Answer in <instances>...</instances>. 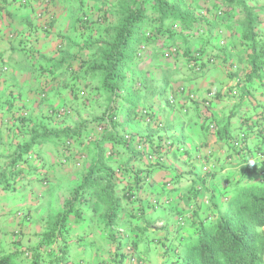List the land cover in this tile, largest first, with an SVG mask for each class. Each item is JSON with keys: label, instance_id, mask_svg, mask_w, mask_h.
<instances>
[{"label": "crops", "instance_id": "crops-1", "mask_svg": "<svg viewBox=\"0 0 264 264\" xmlns=\"http://www.w3.org/2000/svg\"><path fill=\"white\" fill-rule=\"evenodd\" d=\"M245 1L247 9L230 10L223 0H198L208 36L200 37L196 26L176 52L158 38L144 43V59L131 62L137 41L124 70L134 80L127 75L119 84L123 100L113 124L105 117L71 148L67 138L50 135L24 156L28 162L11 169L10 158L30 144L35 123L74 128L100 117V100H106L103 113L108 101L97 96L99 79L71 76L92 51L86 36L93 33L81 27L78 0H0V167L8 168L7 175L17 171L16 182L0 185V263L171 264L163 243L175 249L193 235V224L226 210L238 184L264 181V166L255 159L263 142L257 129L264 119V69L247 77L251 51L244 40L249 20L264 37V0ZM214 6L228 12L217 18ZM218 31L225 47L210 66ZM195 53L200 61L190 60ZM194 62L208 70L195 75ZM234 86H240L236 98L227 93ZM182 87L199 100L189 101ZM211 91L217 96L206 107L200 101ZM70 101L74 112L68 116ZM51 109H60L59 115ZM243 132L247 149L239 153L233 141ZM249 157L258 163L253 173ZM95 181L98 188L90 184ZM106 190L119 203L110 222Z\"/></svg>", "mask_w": 264, "mask_h": 264}, {"label": "trees", "instance_id": "trees-1", "mask_svg": "<svg viewBox=\"0 0 264 264\" xmlns=\"http://www.w3.org/2000/svg\"><path fill=\"white\" fill-rule=\"evenodd\" d=\"M223 1L227 9L231 10L237 5L247 9L245 0ZM171 6V2L168 0L133 1L132 6H129L126 11L118 15L116 14L121 22L119 26L109 29L110 32L106 33L109 35L100 34L97 30L96 37L91 36L87 38L86 50L89 51L91 48L92 51H90L88 59L84 64L77 71L71 72V76L75 75L79 80L89 79L90 76L94 79H99V86H96L97 96H100V98L106 96L108 101L107 110L102 116L92 121L83 122L74 128L66 127L65 129L58 130L57 127L47 128L44 122L35 123V126L29 131L31 136L30 144L25 150H20L19 153L12 155L7 167L12 169L18 162H28V159L26 158L25 160L24 156L30 152L32 147L41 144L50 135L65 137L72 145L84 130L91 127L94 128L105 117L108 116L110 122L113 124L118 103L120 100H123V88L119 84L127 78L128 74L124 70L145 24L150 20L156 19L158 16H164L162 19L164 21L168 15H172L173 18L179 17L183 26L190 21H194L197 26L203 22L202 20H196L192 15L189 16V13H181V11L177 13ZM226 8L224 9L225 13L228 12ZM149 10L154 11L151 17L147 16ZM175 13L177 16L174 15ZM82 20L80 23L83 28L86 20ZM50 24L46 23L45 30L50 28ZM255 24L254 20H249L244 35V40L248 42V48L251 51L247 72V77L249 78L259 76V73L264 69V37L261 38V35L254 31ZM164 28L160 26L157 30L161 34V29ZM158 38L159 36L153 37L152 40L155 41ZM141 44L144 43L141 42ZM218 44V48L210 54L209 58L220 56L219 50H223L225 45H220L219 41ZM188 53L189 56L190 51ZM198 56L201 58L202 55L195 53L191 56L190 60L197 61L199 59ZM134 58L136 59V57ZM137 107L138 105H134L133 108L136 109ZM56 111L59 115L60 109H51L52 116H54L53 114ZM28 120L30 121L29 118H25L24 123H27ZM52 122H50L49 126H51ZM126 140L130 141V137ZM246 149V147H242L240 150H236L241 153ZM183 154H186V152ZM255 159H257V156ZM245 160L250 162V157ZM259 161L264 166V161ZM257 164L251 161L247 165V169H250V165L254 167L248 173H253ZM7 169L0 167V185H4V187L16 182L13 174L17 171L14 170L7 175ZM91 176L92 174L85 177L84 181L89 180ZM90 184L95 187L97 186L96 188L99 187V183H96V181ZM82 188L83 186L80 187V189ZM106 192L108 191L106 190ZM76 193H78V190L74 195ZM108 193L111 203L110 211L108 212L110 222L116 217L119 203L115 195H113L112 190ZM129 198L133 197L129 194ZM181 226H184V223ZM190 230H192L193 234L190 236V239L181 238L179 246L175 247V249H172L171 244L167 246L166 243H163L165 253L172 257L171 264H264V181L262 183L238 184L234 188L231 197L228 198L227 207L224 212H220L214 218H208L203 222L199 221V223L193 224ZM178 231H181V229ZM0 264H14V262L13 259L8 258Z\"/></svg>", "mask_w": 264, "mask_h": 264}, {"label": "rangeland", "instance_id": "rangeland-1", "mask_svg": "<svg viewBox=\"0 0 264 264\" xmlns=\"http://www.w3.org/2000/svg\"><path fill=\"white\" fill-rule=\"evenodd\" d=\"M79 11L82 15V21L86 20L85 26L83 29H87L89 32H93V36L96 37L97 30L100 34H106L110 32L109 29H113L114 27L119 26L121 20L116 14L123 13L126 11L129 6H132L133 1L138 0H78ZM171 2V7L174 8V11L179 13H189V16L192 15L196 20H202L199 14V9H197L198 0H168ZM202 0H199L201 2ZM225 7H222L224 10ZM178 9V10H177ZM154 14V11L149 10L147 16L151 17ZM175 16L176 13L174 14ZM197 15V16H196ZM164 16H158L156 19L150 20L145 27L142 28V34L138 38V41L149 44L150 41H153V37L159 36V38L166 39V41H170L172 45L169 47L170 49L174 48L176 51L181 50V45L186 46V41L188 37H191L196 32L197 24L194 21H190L186 23L184 26L181 23L179 17L173 18L172 15H168L165 17V20L162 21ZM156 21V22H154ZM165 27L160 31L157 30L158 27ZM200 26L198 25L197 32L200 37H203L201 33H199ZM149 34V36H147ZM109 35V34H106ZM91 37V36H90ZM89 38L86 36V39ZM192 39V38H190ZM219 40V39H218ZM165 41V40H164ZM190 52H193L190 50ZM132 62L136 61L135 58H132ZM131 70L125 71L126 74L130 73ZM133 75V74H132ZM133 78L131 75H129ZM134 80V78H133ZM96 86V84H95ZM97 88V87H96ZM101 98H99L100 100ZM74 101V100H73ZM99 103V107H97V115H103L102 106L106 104V100L101 99ZM72 101L68 102L67 106H71V108L67 107L68 116H71L74 112ZM83 103V102H82ZM84 104V103H83ZM85 105V104H84ZM157 216V214H155Z\"/></svg>", "mask_w": 264, "mask_h": 264}, {"label": "built area", "instance_id": "built-area-1", "mask_svg": "<svg viewBox=\"0 0 264 264\" xmlns=\"http://www.w3.org/2000/svg\"><path fill=\"white\" fill-rule=\"evenodd\" d=\"M213 10H214V14H215V16L217 18H223L225 12L222 9V7L214 6ZM199 33H201V35L204 36V37L208 36L209 31H208V27H207V25L205 23H201L200 24ZM222 34H223L222 31H218V34H217L218 36L217 37L219 39L218 41H219L220 45L224 46L225 45V40L222 37ZM147 36H149V34ZM146 50H147L146 45L145 44H141L138 47L137 52L135 54L136 58H138L139 60L144 59ZM174 51L176 52L175 49H174ZM163 57H164V59H168L170 57V53H165V55ZM198 58H199V56H198ZM200 59L201 58H199L197 61H200ZM215 61L216 60L213 57L208 58V64L210 66H213L215 64ZM190 66H191L193 72L195 73V75H203L208 70V67H203L200 64L195 63V62L191 63ZM236 69H237V66H232L231 67L232 71H235ZM179 92H180V94H186L189 101H193V102L195 101L196 102V101L199 100L198 99L199 97H198L197 94H194V93H191V92H186V89L183 88V87L179 89ZM227 93H228V95L230 97L236 98V97H238L240 95L239 87L238 86H234ZM216 96H217V93L215 91L208 92V93H206L203 96V98H202V100L200 102L203 105H205L206 107H208V106H210L212 101L216 98ZM170 102L171 103L175 102V97L174 96H172L170 98ZM146 121H147V123H151L152 119L148 116L146 118ZM209 125L211 126L212 129L215 128V125H214L213 122L210 121ZM98 131L100 133L103 132V128L99 127ZM258 131L260 133V136H261V139H262L263 142H262V145L260 146V149L256 153V156H257L258 159L264 161V119L261 120V121L259 120V122H258ZM126 139H129V137L127 136ZM246 141H247V134L243 132V133H241L239 135V137L237 139H235L233 141V147L235 149L240 150L242 147H246V144H245ZM167 145L169 147H171V148H176L179 152L183 151V149L181 147H177L176 145L173 144V142H169V143H167ZM66 147L67 148H71V144H70L69 141L66 143ZM139 150L141 151L142 147H139ZM27 256H29V255L27 254Z\"/></svg>", "mask_w": 264, "mask_h": 264}]
</instances>
